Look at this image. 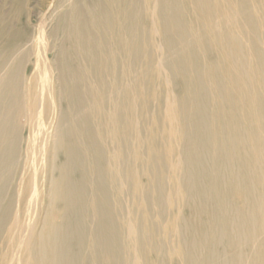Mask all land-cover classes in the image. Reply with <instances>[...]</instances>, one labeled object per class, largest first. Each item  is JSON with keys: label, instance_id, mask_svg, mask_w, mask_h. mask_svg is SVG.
<instances>
[{"label": "bare ground", "instance_id": "6f19581e", "mask_svg": "<svg viewBox=\"0 0 264 264\" xmlns=\"http://www.w3.org/2000/svg\"><path fill=\"white\" fill-rule=\"evenodd\" d=\"M50 7L0 43V264H264V0Z\"/></svg>", "mask_w": 264, "mask_h": 264}, {"label": "rangeland", "instance_id": "374dc122", "mask_svg": "<svg viewBox=\"0 0 264 264\" xmlns=\"http://www.w3.org/2000/svg\"><path fill=\"white\" fill-rule=\"evenodd\" d=\"M56 1L57 0H0V43L2 44V42L7 38L8 33L15 31L18 28L26 30L31 24L30 28L34 29L38 24L40 25L43 22L47 25L48 20L46 21L45 18L51 11V4ZM5 46L2 45V48Z\"/></svg>", "mask_w": 264, "mask_h": 264}]
</instances>
